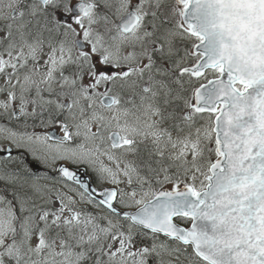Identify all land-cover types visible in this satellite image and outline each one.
Here are the masks:
<instances>
[{
	"label": "snow or ice",
	"instance_id": "snow-or-ice-1",
	"mask_svg": "<svg viewBox=\"0 0 264 264\" xmlns=\"http://www.w3.org/2000/svg\"><path fill=\"white\" fill-rule=\"evenodd\" d=\"M0 264H264V0H0Z\"/></svg>",
	"mask_w": 264,
	"mask_h": 264
}]
</instances>
